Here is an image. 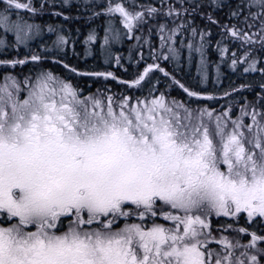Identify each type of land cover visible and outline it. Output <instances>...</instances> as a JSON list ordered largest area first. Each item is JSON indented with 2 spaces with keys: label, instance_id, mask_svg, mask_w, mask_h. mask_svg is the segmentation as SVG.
Masks as SVG:
<instances>
[{
  "label": "snow or ice",
  "instance_id": "6c2138e0",
  "mask_svg": "<svg viewBox=\"0 0 264 264\" xmlns=\"http://www.w3.org/2000/svg\"><path fill=\"white\" fill-rule=\"evenodd\" d=\"M258 6L264 17V0H258ZM138 7L144 11H135V0H128V8L109 3L106 12L119 13L129 30L147 23L146 15L159 14L150 5ZM19 10L39 11L31 0H6L0 29L14 33L17 44L27 45L40 26L28 23ZM167 15H173V6L169 5ZM260 27L257 35L264 34V22ZM160 29L164 31V26ZM231 33L238 36L235 29ZM94 39L93 32L86 42ZM243 39L254 43L249 36ZM261 39L264 55V35ZM108 41L106 34L104 44ZM67 43L62 35L53 42L57 48ZM41 59L31 56L33 61ZM0 63L16 65L26 60ZM256 63L252 60L245 71H255ZM260 63L264 65V60ZM153 69L164 71L150 64L129 86H141ZM259 71L264 73V66ZM4 79L0 214L18 222L0 226V264H264V247H256L264 244V235L245 228L226 226L249 235L248 244H233L222 237V252L207 246L209 238L215 240L209 219L213 212L234 218L246 212L249 221L264 217V113L242 109L251 123L231 121L230 131L228 119L217 116L210 130L211 119L206 123L203 118H211V112L198 110L197 116L176 101L169 105L163 95L143 103L137 98L135 106H130V98H123L118 111L111 97L103 106L94 100L89 111L92 97L80 100L71 84L50 72L37 74L24 99L15 79ZM9 80L14 91L9 90ZM175 83L189 96L198 95ZM158 214L172 226L156 223ZM134 215L141 223L128 222ZM121 217L122 227L117 224ZM62 218L68 221L67 230ZM26 226H34L35 231ZM237 248L245 250L240 253L243 259L234 256Z\"/></svg>",
  "mask_w": 264,
  "mask_h": 264
},
{
  "label": "rangeland",
  "instance_id": "374dc122",
  "mask_svg": "<svg viewBox=\"0 0 264 264\" xmlns=\"http://www.w3.org/2000/svg\"><path fill=\"white\" fill-rule=\"evenodd\" d=\"M40 1L42 0H31V5L32 7H36L35 5L37 3H40ZM61 1V0H60ZM64 1H68V2H78L79 5L76 6L80 7L82 4L83 6H89V4L91 3H99V1L101 0H64ZM200 1V0H198ZM220 1H225V0H207V4H202L201 7L199 8V11L203 13V15H206V10L207 7L209 5V3L212 2H218V4H220ZM253 5H255L254 7H249V3H245L242 1H238V4L240 5V9L238 10L239 13H241L243 16L239 17L242 20V25H238V26H232L230 29H235L236 31H239L240 33L243 34L244 36H249L251 37V40L254 41V43L250 42L251 44L255 45L256 47H261L262 46V35L264 34H260L257 35V33H261V23L264 22V17L260 16V13L262 12V9H260V7L258 6V0H250ZM19 2L21 3H27L28 0H19ZM105 3H107V6L109 5V3H111L112 5H115L116 3H123L124 6L126 8H128V0H104ZM193 3H195V0H164V4L162 8H168L169 5L173 6V14L172 16H168L167 14L164 13V11H160L159 10V14L158 15H154L151 17L146 16V20L147 23L144 22H140L134 25V27L129 30L127 28V26L123 23L122 18L120 17L119 13H114V16L119 20L118 23V32H109L108 34L105 33V35L107 34L109 37V41L108 44H112V50L115 52L116 54V62L117 59L120 62V49L125 46L124 43H126L127 46H125V48L127 49L126 53H129V57L126 58L127 62L129 63H134L137 59L142 60V67L139 70V73L136 75V78H138L139 75L143 74L144 69L150 65V64H158L159 67L160 65L164 66L166 69H168V67L172 64H174L176 61H178V46L180 44V42L185 39L186 37V33H193L195 31L198 30H204V28L202 27V22L203 19L200 20L197 24L194 23H190L189 25H186L182 20H177L174 18V15H176V13L180 12L178 10H181V8L183 6L186 5H192ZM6 5V0H0V11H3ZM53 3L50 5V8L52 7ZM160 5H161V1H160ZM38 8V7H37ZM140 7H138L135 9V11H139ZM129 11H133V9L129 8ZM19 13L21 14V16H23V18L30 24H35L38 25L34 22V15L36 14L33 13L32 15L28 14L27 11L25 10H20ZM15 18V17H14ZM163 25L164 26V31H161L160 26ZM54 32L50 35H45V30L42 29V27L40 26V32L38 35H34L32 39H29L27 42V45L24 44H17L16 40H15V35L12 32H8L5 33V35H9V40L8 41H4L3 45H0V61L2 60H26V63L24 64H16L13 65L11 63L8 64H4V63H0V86H3L5 83V76L11 77L15 79L16 85H18L19 87V97L21 99H24L27 97L28 94V90L30 85L35 81V78L37 76V74L42 73V72H50L53 74L54 77L63 80L66 83L71 84V86L73 87L74 90L77 91V95L78 98L80 100H84L85 98L88 97H92V100H89L88 102V107H89V111L92 110V102L94 100H98L100 101L101 106L106 105L107 104V98L111 97V95H114L116 93L115 90L110 91H103V84L107 83L105 80L98 78L96 81L98 83V87L96 88H88L85 85L81 86L79 88V81L80 79L85 76V75H81L80 73H82L83 71H80L79 68H81L84 65V61L88 60L89 56H92L91 52L86 51L85 55L82 54L81 56H79L76 61L77 63L74 65L72 64V62L69 61V63H61L59 62V58L56 57V60H53L52 54H51V49L53 48H57V46H55L53 44L54 41H57L58 36H63L65 35L67 32L62 30L59 31L57 28L53 27ZM195 30V31H193ZM35 31V30H34ZM142 34L140 36H138V34ZM104 35V37H105ZM136 35V36H135ZM104 37L103 40L101 42V49L104 52L105 57L110 53L108 48H107V44H104ZM130 37L131 41L127 42V38ZM161 37L164 38V43L162 45L161 42ZM169 37H171L169 39ZM66 39V38H65ZM67 40V39H66ZM96 39L92 40L95 41ZM129 40V38H128ZM242 40V42H249L245 39H240ZM258 43V44H257ZM10 44H13L15 46L18 47V50L14 53H11L8 51V46ZM38 44H43V45H47L49 47V53L47 54L45 49H38V50H33L31 51L29 54L25 55L23 54V48L26 47H35ZM155 44V45H152ZM68 43L63 46L58 48V51L60 53H65L66 52V48H67ZM122 46V47H121ZM146 46H154L153 48H158V51L156 52H145L143 50H135V51H131L128 48H137V47H141L144 48ZM199 47L201 49H208L211 46L210 41L205 40L202 36L199 37L198 39L188 43L186 45L187 48H191V47ZM230 47H232L230 45ZM119 48V49H118ZM165 49L164 51V56H162V51L161 49ZM107 50V55L105 54L104 50ZM171 49V51H170ZM138 51H142L139 54V57H137L136 59L134 58V54L135 52ZM194 53V51H192ZM32 55H38L41 56L42 59L41 60H37V61H33L31 60V56ZM113 56L110 54L109 56V60L108 62L105 60L104 63L110 64V61L112 60ZM252 61L247 59V56L244 53H242L237 59H236V63L235 65L233 64V62L231 63V67L234 69L237 65L242 64L244 66V69L249 67V64ZM200 64V72L203 73V71H201V69L204 70V64L203 63H199ZM65 65H67V67H65ZM79 66V67H78ZM135 68H138L137 65L134 66ZM70 69H75V72L70 71ZM79 73V75L77 74ZM84 74V73H83ZM152 73L149 72L148 76L151 75ZM112 77V76H109ZM120 80H129L131 78V74L130 71L128 70V72L122 76H119ZM27 80V82H25ZM259 81L262 82V85H264V73H262V76L260 75V79ZM120 83H123L122 81H120ZM8 85H9V90L14 91L15 86L12 84V81L9 80L8 81ZM120 86V84H119ZM242 87H245V89L247 91H253L254 85L253 84H244L242 83ZM91 90V92H89ZM127 92L129 91V88L126 89ZM230 91V90H229ZM227 95L230 97L232 96L231 93L227 92ZM159 98V97H157ZM131 99V105L130 106H135L136 104V99L137 98H130ZM153 98L147 99V100H151ZM166 102L171 105L172 101H176L180 104H182L180 101L178 100H174L171 98H166ZM224 99V98H223ZM222 100V99H221ZM141 103H143L144 100H142L140 98ZM220 101V100H218ZM122 102V100L120 99H114L112 98V105L113 108L115 110H119V104ZM184 105V104H183ZM184 107L187 108L186 105H184ZM97 111H99V108L96 109ZM106 110V108H105ZM246 112L250 113L252 111V109L247 108L244 109ZM257 113H263L260 110L256 109ZM197 116H198V112H194ZM223 114V115H222ZM181 115H183V112H181ZM217 116H220L222 121L224 119H228L229 123H228V127L227 130L230 131L232 128V124L231 121H236L238 119L242 120L243 123L245 125L250 124L251 123V117L250 115H242V112L240 111L237 115L233 116V114L231 115L228 112H220L219 114H215L212 113V117L209 118L207 115L204 116V121L207 123L209 121V119H211V123L209 124L210 130L214 127L215 124V118ZM261 117L258 115L257 119L259 120ZM247 135V133H246ZM247 146V145H246ZM199 214V213H197ZM214 216H217L214 212L211 214L210 216V223L211 221L214 219ZM237 218V217H236ZM15 220H18V218H13ZM163 219H165V217L160 216L158 214L157 217V221H155L156 223L162 224L165 227H171L173 222L170 220H166V221H162ZM248 218L246 217L243 221H246ZM222 226H227V221L226 219H217ZM119 221V220H118ZM117 221V222H118ZM18 222V221H17ZM16 221L12 220V224L17 223ZM135 223H141V220L139 222H135ZM59 227V225H57ZM123 226V225H122ZM121 226V227H122ZM151 226V224H149V227ZM211 227L213 228V226L211 225ZM26 230L28 231H35V227L34 226H26ZM64 230H67V225L64 227ZM211 230V229H210ZM212 236L215 237V240H212L211 238H209V243H208V247L216 252H222L223 251V245L220 242L222 237H226L228 241H231L233 244L236 243V241H239L240 244H248L246 242H243L239 239H237L236 237H228L225 234H222V232L217 231V230H211ZM238 236V235H237ZM242 251H245L243 248H237L234 250V256L235 257H240V253ZM254 254V249L249 251V255ZM241 259H243V257H240Z\"/></svg>",
  "mask_w": 264,
  "mask_h": 264
},
{
  "label": "trees",
  "instance_id": "16d2710c",
  "mask_svg": "<svg viewBox=\"0 0 264 264\" xmlns=\"http://www.w3.org/2000/svg\"><path fill=\"white\" fill-rule=\"evenodd\" d=\"M161 0H140V2L136 5H150L158 10L164 11L165 14L168 12V8H162L160 5ZM238 1H242L245 3L252 4L250 0H225L218 2L209 3L206 15L204 16L202 12L199 11V8L202 4H207V0H195V3L192 5H186L178 10L180 12L179 15H174V18L177 20H182L186 25L190 23H198L203 18L202 27L204 30H198L193 33H186L185 39H183L179 44V49L184 51L183 55V64L184 66L178 68L176 64H172L169 66V69L172 73L179 72L176 74V77L179 78L183 85L189 89V91H193L195 89H203L205 93H214L216 95L222 94L220 101L218 103H213L210 108H213L219 112H228L233 116L237 115L242 109H253L260 110L264 113V88H262V82L259 81L260 75L262 76V72L259 69L264 66L260 63L261 60H264V55H262V46L256 47L250 42H242L243 34L237 31L238 36L234 37L231 33L232 26L242 25L241 13L238 12L240 9V5ZM86 14L93 12L92 7L86 6ZM254 7V6H252ZM187 9V11H185ZM71 14H75V11H80L81 7H75L74 10L71 8L68 9ZM139 11H144L143 8H140ZM96 13L101 14L99 18V27L98 30H103L104 33L118 31V23L119 20L115 16L107 17L105 11L100 4L96 6ZM175 14V13H173ZM147 16V15H146ZM146 18V17H145ZM48 26H52L50 21H45ZM90 26L93 27V23H96L94 20L90 21ZM87 23L74 24L70 20H62L60 22H56L54 25L58 30L63 29H74L78 32H81L82 35H86L87 33ZM111 29V30H109ZM142 35L141 33L138 36ZM136 36V35H135ZM203 37L205 40L210 41L211 46L208 49H201L199 47H191L187 48L186 45L199 37ZM76 37L73 38L72 42L74 43ZM129 38V40H128ZM126 40L130 42L131 39L128 37ZM113 44V43H112ZM112 44H107V48L109 50V54L106 56V61L108 62L110 54L113 56L110 64L105 63L107 66H114V56L115 52L112 50ZM258 44V43H257ZM125 46L126 43H124ZM155 45V44H152ZM230 45L232 47H230ZM123 46L120 49L119 54L121 55V62L117 65V69L120 70L122 66H125L129 69L131 66H135L136 64L141 66L142 60L137 59L133 64L127 62L126 58L129 57V53H126L127 49ZM154 46H146L144 48H128L131 51L135 50H143L145 52H156L158 48H153ZM38 46L35 47H26L23 48V54L27 55L33 50H38ZM46 53H49V47L46 48ZM119 49V48H118ZM18 50V47L10 44L8 46V51L14 53ZM207 50H209L207 52ZM58 51V48L51 49V54L53 52ZM162 56H164L165 49H161ZM194 51V53L192 52ZM142 51L135 52L134 58L139 57V54ZM246 54L247 59L256 60V70L255 71H245L244 66L242 64L237 65L234 69L231 67V63L233 60L237 59L242 53ZM60 53V52H59ZM70 49H67L65 53H60L59 55H53L60 57L61 60H66L67 58L71 59ZM97 55H100L97 53ZM182 56V55H180ZM187 58V61H186ZM189 58L191 62L188 61ZM207 58V59H206ZM74 60V58H72ZM196 61V64H193V61ZM178 65H181L180 58L178 60ZM199 63H204L205 74H201L200 71L197 70V66ZM97 66H95L96 68ZM99 67L95 70L101 69ZM91 79V78H89ZM242 83L244 84H253L254 90L247 91L245 87H242ZM94 84H97L95 81ZM109 83H105L102 86L107 90L113 91L116 90L118 92V96L123 98L128 96V92H125L123 89H117V85ZM206 87V88H204ZM230 90V91H229ZM155 94L151 93L154 97H160L161 95L169 96L172 92L168 89V87L163 84L153 88ZM227 92L231 93L232 96H228ZM219 98V97H218ZM224 98V99H223ZM207 106H201V108H206ZM247 217L246 212H242L239 214L237 218L231 217H214L211 221V225L213 226V230H217L227 235L228 237H236L237 239L249 243L250 236L245 233H240L234 231L232 229L245 228L249 233L255 232L258 236L264 235V217H254L251 221L248 219L243 221ZM226 219L227 224L232 226V229H227L226 226H222L221 223L217 219ZM138 221V218L135 216L130 219V221ZM148 217H145V223L149 224ZM119 225L122 222L118 223ZM238 235V236H237ZM256 247H264V244H257Z\"/></svg>",
  "mask_w": 264,
  "mask_h": 264
},
{
  "label": "flooded vegetation",
  "instance_id": "af4514ba",
  "mask_svg": "<svg viewBox=\"0 0 264 264\" xmlns=\"http://www.w3.org/2000/svg\"><path fill=\"white\" fill-rule=\"evenodd\" d=\"M61 1H63V0H61ZM61 1L60 0H53L54 4H56V5H58ZM135 2H136V4H138L140 2V0H135ZM71 3H78V2H71ZM99 3L102 6L103 11H105V14H107V17L114 16V14H109L106 12V9L108 6H107V3L104 2V0L99 1ZM97 4L98 3H91L90 5H97ZM59 14L60 15H58V13L56 14V19H54V18L49 19L51 24H55L57 22V20H60L59 16H63V15L66 17V19H64V20H70V18H71L73 21H83L84 23L88 22V24L86 26V28H87L86 35H82L81 32H78L77 30H74V29H63L64 31L67 32L65 35H63L68 41V45H67L66 50L70 49V51L73 55L71 56V59L67 58L65 61L61 60L60 57H58L59 58L58 61L61 63H69V61H70V62H72V64L75 65L77 63L76 59L79 56H81L82 54L85 55L86 51L91 52L92 56H89L88 60L83 62L84 65L81 68H79L80 71H83L80 74L85 75L79 81V88L81 86L85 85L86 87L91 88V90H92V88L98 87V83L94 84V82L98 78H101V79L105 80L107 83H109L111 86H113L112 84L117 85V87H118L117 89H123L125 92H127L126 89L129 88V91H128L129 95L125 96L123 98H139V99L141 98L142 100H145V99H150V98H157V97H154L152 95H149V93L151 92V93L155 94L153 91V88L156 86L165 84L168 87V89L172 92L171 95L165 96L166 98L178 100L182 104L186 105L187 108H189L190 110H193L194 112H197L198 110H204L203 108H199L201 106H207L205 109L206 111L211 110V113L215 112V110L213 108H210L209 106H211V104H213V103H218V101L216 100L218 98L216 94L211 93V92L205 93L203 89L202 90L201 89H195L193 91L197 92L198 95L195 97L189 96L187 93L184 92V90L182 88H180L175 83V81H179L180 84H182L181 80L176 77V74H178L179 72L172 73L170 71L169 67H168V69H166L164 66L160 65L159 68L163 69L164 70L163 72H161L157 69H153L150 71L152 74L149 76L147 75L145 77V80L141 82V86L130 87L129 85L131 84V82L133 80L137 79L136 75L139 73V70L142 67L143 62L141 63V66L136 64L138 66V68H135L134 66L129 67V69H130L129 71L131 74V78L129 80H120L118 77V75L122 76L128 72V68H126L125 66H122L120 68V70L117 69V65L121 62V55L119 56L120 57L119 63L116 62V58H115L116 54H115L114 62H113L114 66L105 65L104 61L106 60V57L104 55V52L101 49V42L103 40L105 33L103 30H98L99 23H97V22H99V18H100L101 14H98L96 12H91L88 14L79 13V14H74V15L70 14V13H64V14L59 13ZM36 20L38 21L39 18L36 17ZM93 20L96 23H93V27H91L90 24H92V23H90V21H93ZM80 23L81 22L76 23V24H80ZM59 31H62V30H59ZM53 32H54V30L51 32H49V30H45V35H50ZM93 32L96 36V40L93 42L92 41L86 42L89 34L93 33ZM74 37H76V38H75L74 43H73L72 40ZM37 46H38V48H40V49L44 48L45 50H47L46 48L48 47L47 45H43V44H38ZM97 53H99L100 55H97ZM179 53H180L179 57H180L181 65H178V63H177L178 61H176L174 63V64L178 65V68L184 66L183 57L186 56L185 54L183 55L184 51H182V50H180ZM180 55H182V56H180ZM56 57L57 56L52 55L51 58L53 60H56ZM72 58H74V60ZM189 62H191V61H189ZM193 64L194 65L196 64L195 60L193 61ZM95 66H97V67L95 68ZM99 67H102V68L95 70ZM199 68H200V64H198V66H197L198 71H200ZM93 73H105V74L111 73L112 77L97 76V75H93ZM165 73H167L168 75H165ZM77 74L79 75V73H77ZM89 78H91V79H89ZM120 81H122L123 83H120ZM125 82H128V83H125ZM119 84H120V86H119ZM204 88H206V87H204ZM91 90L89 92H91ZM103 91H107L105 87H103ZM115 95H118V92H116L114 95H111V98L120 99V100L123 99V98H120V97L115 96ZM200 95H207V96L202 97ZM12 220L16 221V222L18 221V220H15L13 218L7 217L6 214H0V226L8 227V226H10V223L12 224Z\"/></svg>",
  "mask_w": 264,
  "mask_h": 264
},
{
  "label": "bare ground",
  "instance_id": "6f19581e",
  "mask_svg": "<svg viewBox=\"0 0 264 264\" xmlns=\"http://www.w3.org/2000/svg\"><path fill=\"white\" fill-rule=\"evenodd\" d=\"M86 63V62H85Z\"/></svg>",
  "mask_w": 264,
  "mask_h": 264
}]
</instances>
